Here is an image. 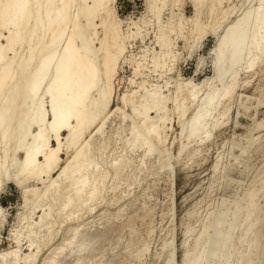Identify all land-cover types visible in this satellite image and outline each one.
<instances>
[{"label":"bare ground","instance_id":"1","mask_svg":"<svg viewBox=\"0 0 264 264\" xmlns=\"http://www.w3.org/2000/svg\"><path fill=\"white\" fill-rule=\"evenodd\" d=\"M145 1L146 15L124 20L116 0H0V194L3 184H13L23 208L10 232L11 245L0 251V264H62L72 257L73 264H81L98 249L99 236L90 235L83 217L115 192L116 180L131 167V153L138 152L133 163L139 171L150 157L162 158L176 115L177 154L190 160L192 142L208 138L217 125L210 119L228 110L219 106L235 88L236 71L256 65L264 53V0H236L240 15L230 22L234 0H191V17L174 10L178 0ZM150 28L153 53L133 54L129 48L145 44ZM210 34L219 36L211 50L215 80L205 89L191 79H176L170 91L167 80L143 78L144 69L159 78L174 69L178 39L190 42L192 56ZM120 64L132 69L131 86L116 96L121 122L128 125L107 134ZM202 64L199 59L197 67ZM186 103L192 111L183 118ZM122 134V151L107 166L110 139L121 140ZM246 195L252 204L255 193ZM1 214L0 208V224ZM251 214L246 209L240 220ZM238 223L228 231L230 241L238 238ZM253 224L247 225L252 234L244 239L245 249L257 237ZM219 234L217 228L205 233L193 257L179 264H228L221 250L232 242L219 244ZM45 248L49 254L39 263Z\"/></svg>","mask_w":264,"mask_h":264},{"label":"rangeland","instance_id":"2","mask_svg":"<svg viewBox=\"0 0 264 264\" xmlns=\"http://www.w3.org/2000/svg\"><path fill=\"white\" fill-rule=\"evenodd\" d=\"M177 2L173 7L176 12L185 17L194 15L191 0ZM238 6L236 0L230 3L231 13L227 22L240 15ZM116 9L118 17L124 20L147 14L145 0H116ZM219 34L203 36L192 56L188 55L190 42L178 39L174 69L161 78L144 69L143 78L150 82L157 80L160 84L167 80L170 91H174L176 79H191L205 89L209 82L215 80L211 50L215 48ZM153 40L150 28L145 44L133 43L129 50L137 55L145 53L148 58L153 53ZM199 59H203V64L197 67ZM120 66L118 75L121 80L111 102V120L105 127L107 134H114L120 126L128 125V121L121 122L116 96L131 86L132 69L127 64ZM234 77L231 81L235 84L234 90L230 95L228 93L229 98L225 95L219 106L226 105L228 110L223 116L216 115L210 119L211 123H216L217 119V125L208 138L192 142L195 150L190 160L183 154H177L178 141L174 136H178L180 128L176 115H173V133L167 147H164L162 158L150 157L143 166L144 170L139 171L134 167L140 159L136 155L138 152L131 153L135 164L132 162L130 168L122 171L116 180L115 192L105 193L104 203L91 215L83 217V221L89 223L90 235L99 236L98 249L81 264H179L184 258L191 259L193 248L202 245L197 241L203 239L205 233L212 234L215 228L220 231L219 244L225 246L232 242L231 248L221 250L228 264L256 260L264 264V253L261 254L264 248V53L256 65L239 69ZM140 78L137 76V80ZM185 106L183 118L192 111L189 104ZM258 122H262L261 127H257ZM124 136L122 134L121 140L110 139L107 166L122 151ZM61 156L64 158V153ZM236 156L231 164L229 161ZM249 192L255 193L252 204L246 195ZM0 208L3 218L0 224L2 251L11 245L10 232L17 225L18 212L23 209L20 191L11 183L3 184ZM246 209L252 211L251 217L241 221ZM238 221L239 230L235 231L238 238L230 241L228 231ZM249 223H254L257 237L245 249L244 239L252 234L247 230ZM66 228L67 225H63L61 230ZM61 238L58 236L56 242ZM101 248L107 250L102 253ZM242 249V255L237 254ZM138 250L140 252L136 254ZM49 251L45 248L40 252L39 263ZM67 260L62 264L74 263L73 257Z\"/></svg>","mask_w":264,"mask_h":264}]
</instances>
